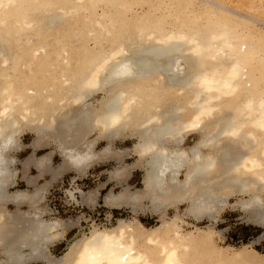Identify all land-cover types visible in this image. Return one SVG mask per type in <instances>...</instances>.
Returning <instances> with one entry per match:
<instances>
[{
	"label": "bare ground",
	"instance_id": "6f19581e",
	"mask_svg": "<svg viewBox=\"0 0 264 264\" xmlns=\"http://www.w3.org/2000/svg\"><path fill=\"white\" fill-rule=\"evenodd\" d=\"M226 8L194 0H0V264H264L256 249L216 245L211 223L181 226L184 216L214 222L230 196L241 195L235 203L264 236V31ZM86 77L99 83L87 93ZM26 130L34 149L55 145L57 175L117 161L108 176L124 184L103 204L148 210L159 223L117 218L52 255L48 243L74 221L42 217L37 204L48 183L38 199L30 193L34 211L4 208L28 195L3 186ZM132 136L131 148L113 144ZM53 152L36 157L40 170ZM129 153L136 159L123 164ZM135 168L142 187L132 190L125 181ZM68 193L92 206L98 191ZM183 204L184 213L168 217Z\"/></svg>",
	"mask_w": 264,
	"mask_h": 264
},
{
	"label": "rangeland",
	"instance_id": "374dc122",
	"mask_svg": "<svg viewBox=\"0 0 264 264\" xmlns=\"http://www.w3.org/2000/svg\"><path fill=\"white\" fill-rule=\"evenodd\" d=\"M220 0H194L196 7L203 2H210L214 7H219L221 5H227V10H231L237 17L241 20L244 18L246 23H251L250 26L254 30L264 31V0H221L224 3L219 2ZM219 3V4H217ZM238 8V9H237ZM236 9V10H235ZM249 9V11H248ZM238 10V11H237ZM250 19V20H249ZM249 21V22H247ZM100 94L96 98L99 99ZM93 104H96L95 99H92ZM33 133L26 130L21 134V150H15L11 153L17 159V166L22 169V162L29 157L39 156L42 153L47 151H54L53 156V166L61 162V157L59 156L58 151L54 144H46L39 146L34 152L31 149H24L23 145H29L33 140ZM93 138L92 134L89 136ZM124 139V140H123ZM134 138L129 139V137H120L116 139L113 143L117 149H124L125 147L132 146ZM195 140L194 136H190L185 141V147ZM23 143V144H22ZM105 144L104 141L99 142L97 149L102 147ZM126 157V158H125ZM136 157L132 154H125L123 156V164L132 163ZM104 162L98 163L93 167H90L87 170V173L81 177L73 171H68L65 174L57 178L49 187L47 193L43 200L40 201V209H47L44 217L46 219L57 218L63 220L64 222L71 220L74 221V224L66 226L65 236L58 242H55L57 245H49L48 249L54 256H60L67 248V246L75 241L77 238H81L84 235H89V232L93 226L99 227H111L115 224L117 218L131 219L136 216L145 226H155L159 223L158 215L153 214L148 210H139L136 213L130 212V209L127 207L122 208H110L103 204V196L108 191L113 190L117 192L121 190V187L124 183L117 184L115 181L109 179V172L118 166L119 164L114 159H104ZM57 165V166H58ZM16 168V166H14ZM36 174V170L30 168L26 175L31 176ZM131 177L127 179V183L130 185L131 189L142 187V169L135 168L131 172ZM76 176L77 178L73 181L72 177ZM25 176L21 173L16 177V184H12L8 187V191L12 192L15 189H28L32 190L34 187H26V184L23 182ZM45 180H49L50 176L45 175L42 179L39 180V184L43 183ZM36 186V185H35ZM80 189L84 192L97 189L98 195L96 197V203L93 206L83 204L78 193H75V196L78 202H75L69 195L68 191ZM239 196V197H238ZM242 197L241 195H233L229 198V205L221 210L216 220L213 222H208L207 220H202L196 222L190 216H184V223H181L182 229L184 231L194 230L196 225L199 227H205L207 224H212L216 230L214 235L215 244L218 246H228L229 250H238L241 247L245 246L246 248L256 249L260 253L264 254V236L259 237L263 229L252 222H250L249 214L242 211V209L235 202ZM264 197V194H263ZM247 198V196H244ZM147 204L145 201L144 205ZM7 208L10 211L15 210H25V211H34L35 208L29 207L26 204H21L20 206L9 205ZM186 204L178 206L176 208L168 209V217L172 216L175 212L178 214L184 213ZM42 211V210H41ZM175 211V212H174ZM132 217V218H133ZM60 242V243H59ZM31 264H43V262H31Z\"/></svg>",
	"mask_w": 264,
	"mask_h": 264
},
{
	"label": "crops",
	"instance_id": "0c3cea01",
	"mask_svg": "<svg viewBox=\"0 0 264 264\" xmlns=\"http://www.w3.org/2000/svg\"><path fill=\"white\" fill-rule=\"evenodd\" d=\"M20 137H21V135L19 136V143L21 144V140H20ZM33 142V141H32ZM32 142L29 144V145H23L24 146V148H23V150L22 151H24V149H27V148H29V149H31L32 150V152H34V150H36L39 146H37V148L36 149H34L33 147H32ZM23 144V143H22ZM43 146V145H42ZM21 150V149H20ZM18 151V150H17ZM47 152H49V151H47ZM47 152H45V153H47ZM43 154V153H42ZM53 154V153H52ZM52 154H51V158H50V160L45 164H43L44 165V167H46V168H44L43 166H42V169L43 170H40V168H39V166H41L42 164L41 163H38L37 164V162H40V161H38V159L36 158V157H38V156H32V154L29 156V159H25L23 162H22V164H18V165H21V167H22V169H20L18 166H17V164H16V162H17V159H16V161L14 162H7V164H6V167L10 170V172L12 173L10 176H8L7 178H4V184H3V186H5V192L7 193V194H9V195H14L13 193H16V191H17V189H19V188H17V189H15L14 191H12V192H10V191H8V187L10 186L9 184L11 183V184H16V177H17V175H19V173H21V174H23L24 176H25V179L23 180V182L26 184V187H34L35 188V190H34V188L30 191V190H28V189H19V190H25V191H27L28 193V195H26V197H18L17 198V196H16V199L18 200H16L17 202H20V203H14L13 204V202H6L5 203V205H4V208H6L7 206H9V205H14V206H20L21 204L23 205V204H26V205H28L29 207H31V202H32V200L33 199H38L36 196L37 195H35V191L37 190V189H40L43 185H44V183L46 184V183H48V186L46 187V191H45V193L43 194L44 195V197H45V194L47 193V191H48V189H49V187H50V185L56 180V178H59L60 177V175H63V174H65L66 172H68V171H73V170H70V169H68V170H65L64 172H62L60 175H57V173L58 172H56L57 171V167L56 166H53V156H52ZM40 156V155H39ZM31 158V159H30ZM31 160H33L34 161V164H33V162L31 161ZM37 160V161H36ZM27 162V164H26V162ZM30 161V162H29ZM25 162V164L23 165V163ZM102 162H104V161H100V162H97V163H95V164H93L91 167H93L94 165H97L98 163H102ZM9 163V164H8ZM18 163V162H17ZM38 165L37 166V168H36V165ZM26 165V166H25ZM58 165V164H57ZM14 166H16V168H14ZM30 168H33V169H35L36 170V174H34V175H31L30 177L31 178H29V176L28 175H26V172L30 169ZM90 167H88L87 169H86V171L84 172V174H82L81 176H83V175H85L86 173H87V170L89 169ZM12 169V170H11ZM54 169V171H53V174H51L52 173V170ZM137 169V168H136ZM13 170H14V172H13ZM18 170V171H17ZM16 171V172H15ZM43 172V173H42ZM56 172V173H55ZM74 172V171H73ZM15 173V174H14ZM75 173V172H74ZM56 174V175H55ZM12 175H13V177H12ZM45 175H49L50 176V179L49 180H45L44 179V182H43V184L41 183V184H39V180L40 179H42ZM55 175V176H54ZM15 176V177H14ZM27 176V177H26ZM81 176H78L77 175V177H81ZM12 177V178H11ZM76 177V178H77ZM131 177V174L129 175V177L127 178V179H129ZM14 178V179H13ZM75 178V179H76ZM10 179H12V180H10ZM30 179V180H29ZM110 180H113V181H115L117 184H119V183H122V182H118L116 179H112V178H109ZM126 179V180H127ZM11 182H10V181ZM27 181H29V183L27 182ZM125 184H127V185H129L126 181H125ZM36 185V186H35ZM40 185H42V186H40ZM8 186V187H7ZM37 186H39V187H37ZM129 187H130V185H129ZM7 188V189H6ZM130 189H131V187H130ZM136 189V188H135ZM111 190V189H110ZM113 191V190H112ZM34 192V195L32 194ZM109 192V191H108ZM12 193V194H11ZM30 193H31V195H32V197H35V198H33L32 199V197H31V199H30ZM106 194V193H105ZM98 195V194H97ZM25 196V195H24ZM97 197V196H96ZM22 199H24V201H22L21 202V200ZM42 199H44V198H42ZM42 199H40L39 200V203H40V201L42 200ZM85 199V200H84ZM83 200H81L82 201V203L84 204V201H86L87 200V202H85V204H87V205H89V206H91V204H88V199L87 198H84ZM33 201H35V200H33ZM97 201V200H96ZM39 203L37 204V207L39 206ZM96 203V202H95ZM93 205H95V204H93ZM92 205V206H93ZM7 210H9L8 208H6ZM19 210H21V209H19ZM19 210H15V211H19ZM39 210V209H38ZM41 210H43V209H40L39 210V212H42ZM14 211V212H15ZM21 211H25V210H21ZM21 211H19V212H21ZM47 212L48 210L47 209H44V211L43 212ZM18 212V213H19ZM44 214L45 213H42V217L44 218V219H46L45 217H44ZM65 228L66 227H64V228H62V229H59V230H63L64 232H63V237L66 235L65 234ZM63 237L61 238V239H63ZM61 239H59V240H52L50 243H48V247H49V245L51 244V245H57V244H55V242H58V241H60ZM60 243V242H59ZM49 250V249H48ZM50 252V251H49ZM51 253V252H50ZM53 255V254H52ZM31 262H36V261H29L27 264H31ZM38 262V261H37Z\"/></svg>",
	"mask_w": 264,
	"mask_h": 264
},
{
	"label": "snow or ice",
	"instance_id": "6c2138e0",
	"mask_svg": "<svg viewBox=\"0 0 264 264\" xmlns=\"http://www.w3.org/2000/svg\"><path fill=\"white\" fill-rule=\"evenodd\" d=\"M98 86V81L88 80L86 77L85 83L82 85V91L87 93L88 91H91L93 88H96ZM119 118L120 117L118 114H113V123H115Z\"/></svg>",
	"mask_w": 264,
	"mask_h": 264
}]
</instances>
